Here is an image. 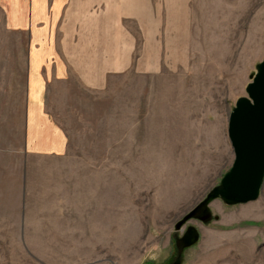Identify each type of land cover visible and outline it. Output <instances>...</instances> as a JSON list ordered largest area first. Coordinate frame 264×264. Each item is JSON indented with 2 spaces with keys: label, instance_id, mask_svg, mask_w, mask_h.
<instances>
[{
  "label": "rangeland",
  "instance_id": "rangeland-1",
  "mask_svg": "<svg viewBox=\"0 0 264 264\" xmlns=\"http://www.w3.org/2000/svg\"><path fill=\"white\" fill-rule=\"evenodd\" d=\"M191 9L186 70L113 78L57 110L70 158L45 164L75 173L22 180L20 158L0 156V264L175 259L174 225L230 169L228 117L264 57V0H191ZM23 191L40 203L21 204ZM209 208L211 220L177 233L199 234L181 264H264V184L255 201Z\"/></svg>",
  "mask_w": 264,
  "mask_h": 264
},
{
  "label": "crops",
  "instance_id": "crops-1",
  "mask_svg": "<svg viewBox=\"0 0 264 264\" xmlns=\"http://www.w3.org/2000/svg\"><path fill=\"white\" fill-rule=\"evenodd\" d=\"M192 27L191 0H0V156L20 158L22 180L75 173L45 164L70 158L57 110L113 78L186 70Z\"/></svg>",
  "mask_w": 264,
  "mask_h": 264
},
{
  "label": "water",
  "instance_id": "water-1",
  "mask_svg": "<svg viewBox=\"0 0 264 264\" xmlns=\"http://www.w3.org/2000/svg\"><path fill=\"white\" fill-rule=\"evenodd\" d=\"M246 96L237 99L227 124V136L234 154L230 169L219 184L212 188L204 199L186 213L174 225L176 257L170 264H181L182 252L193 246L199 238L191 220L208 222L212 219L209 208L214 200L227 206L255 201L264 184V57L255 66L250 82L245 88Z\"/></svg>",
  "mask_w": 264,
  "mask_h": 264
},
{
  "label": "flooded vegetation",
  "instance_id": "flooded-vegetation-1",
  "mask_svg": "<svg viewBox=\"0 0 264 264\" xmlns=\"http://www.w3.org/2000/svg\"><path fill=\"white\" fill-rule=\"evenodd\" d=\"M185 231V230H184ZM184 231H183V233L181 234V236L184 234Z\"/></svg>",
  "mask_w": 264,
  "mask_h": 264
}]
</instances>
